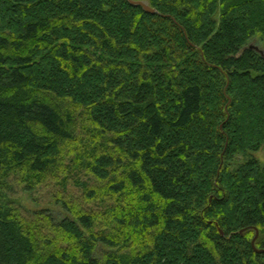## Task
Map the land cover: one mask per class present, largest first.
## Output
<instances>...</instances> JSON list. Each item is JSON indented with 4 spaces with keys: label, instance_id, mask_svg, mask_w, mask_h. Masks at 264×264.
<instances>
[{
    "label": "trees",
    "instance_id": "obj_1",
    "mask_svg": "<svg viewBox=\"0 0 264 264\" xmlns=\"http://www.w3.org/2000/svg\"><path fill=\"white\" fill-rule=\"evenodd\" d=\"M135 1L157 13L0 0V181L56 172L80 107L113 147L92 175L129 166L108 190L139 192L118 222L146 248L79 214L51 221L73 247L46 251L0 204V264H264V166L234 167L264 145V0Z\"/></svg>",
    "mask_w": 264,
    "mask_h": 264
},
{
    "label": "rangeland",
    "instance_id": "obj_2",
    "mask_svg": "<svg viewBox=\"0 0 264 264\" xmlns=\"http://www.w3.org/2000/svg\"><path fill=\"white\" fill-rule=\"evenodd\" d=\"M250 45L264 52V38L255 37ZM71 111L76 118L75 139L64 145L59 169L51 175L28 176L20 172L4 177L0 181V204L46 251L57 252L73 247V242L54 228L51 221L74 219L79 214L95 218V233L131 238V243L123 246V254L144 250V236L133 233L131 228H123L118 222L138 205L139 192L129 188L123 194L115 195L108 190L112 183L125 177L129 166L114 169L108 180L93 176L90 163L101 154L113 153V147L109 139L91 123L84 109L76 106L71 107ZM249 158L264 166V145L247 157L239 156L234 167Z\"/></svg>",
    "mask_w": 264,
    "mask_h": 264
},
{
    "label": "water",
    "instance_id": "obj_3",
    "mask_svg": "<svg viewBox=\"0 0 264 264\" xmlns=\"http://www.w3.org/2000/svg\"><path fill=\"white\" fill-rule=\"evenodd\" d=\"M128 2H129L132 6H135V7H141L145 12H147V13H149V14L154 15V14L157 13V11H156L154 8H152V7L150 6L149 2H147V1L128 0ZM246 49H248V48H244L238 56H240V55H241ZM249 49H254V50L260 52L261 54H264L263 51L259 50L257 47H255V46H253V45H250V46H249ZM257 238H258V232H257V236H256V238L253 240V243H252L253 246H254V248H255V243H256ZM260 252H263V251H260Z\"/></svg>",
    "mask_w": 264,
    "mask_h": 264
}]
</instances>
